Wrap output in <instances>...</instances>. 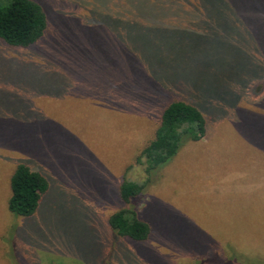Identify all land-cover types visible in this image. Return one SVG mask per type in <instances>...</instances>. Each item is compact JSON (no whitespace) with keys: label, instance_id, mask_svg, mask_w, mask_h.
Returning <instances> with one entry per match:
<instances>
[{"label":"rangeland","instance_id":"1","mask_svg":"<svg viewBox=\"0 0 264 264\" xmlns=\"http://www.w3.org/2000/svg\"><path fill=\"white\" fill-rule=\"evenodd\" d=\"M37 1L46 41L23 48L0 39V264H264V0L217 2L200 22L219 35L208 46L196 30L121 16L116 0H77L80 9L75 0ZM187 38L206 52L211 78L223 69L251 78L239 129L212 121L206 137L158 170L139 206L156 228L146 242L123 240L104 220L117 208L116 184L144 179L133 162L157 125L149 75L182 76L176 52ZM220 42L240 65L224 59ZM186 79L205 92L196 76ZM19 162L49 183L29 217L7 209Z\"/></svg>","mask_w":264,"mask_h":264},{"label":"trees","instance_id":"2","mask_svg":"<svg viewBox=\"0 0 264 264\" xmlns=\"http://www.w3.org/2000/svg\"><path fill=\"white\" fill-rule=\"evenodd\" d=\"M82 1L89 2V4L100 2L102 5L111 2V0ZM116 1L121 6V16H130L139 23L157 24L166 28L182 27L187 31L196 30L198 36H201V43L208 46L212 39L218 41L219 35L216 31L205 33L200 30L205 23L200 24V22L206 18L209 11L215 10L218 6L217 2L228 3L243 0ZM40 3L37 0H0V39L10 46L23 48L31 47L41 39L46 41L51 31L48 30L46 14ZM75 3V9H80V2L77 3L75 0ZM82 15V13L76 14L77 17ZM187 40L190 46L176 52V56L182 59L181 65H183L180 67L186 70L181 73L180 78L170 80L167 75H164L163 79H157L156 75H149L152 99L156 100L155 105L158 106L157 125L152 138L140 149L133 162V165L142 168L144 179L142 181L124 179L116 184L117 208L104 220L110 231L123 240L146 242L150 239L154 226L145 219L144 211L139 206L144 202L146 187L153 181L158 170L169 165L168 163L178 157L177 155L182 150L184 151L186 146L196 145L206 137L212 121L225 118L223 120H228L239 129L242 114L237 104L245 99V89L251 78L244 73L246 70L234 74L228 73L227 69H223L226 78L223 75L221 80L211 78V71L205 62L209 61L206 52L201 57V54H198L199 44L194 46L195 40L191 38ZM198 42L199 39L195 43ZM219 45L226 51L225 60L231 58L234 59L236 67L240 65L236 53L229 51L227 44L221 45L220 42ZM203 49L207 51V47L203 46ZM181 50L190 53L197 51V54L189 59L190 57L185 58L180 53L178 55V52H182ZM146 56L141 57V63L143 61L145 64L149 63ZM156 62L157 64L154 62L153 65L154 69L162 70L164 64L159 63L158 60ZM186 62L189 66L184 68ZM188 76H196L201 83L199 88H204L205 92L203 90L199 92L192 84L188 85L186 81ZM130 90L131 92L136 91L132 88ZM247 117L249 126H251L250 130L255 134L251 117L248 114ZM133 165H129L128 168ZM9 188L8 211L16 216L29 217L37 211L43 195L49 188V183L41 172L19 162L10 176ZM192 254L195 255V253ZM234 262L233 264H246L248 261ZM227 264L232 263L229 261Z\"/></svg>","mask_w":264,"mask_h":264}]
</instances>
